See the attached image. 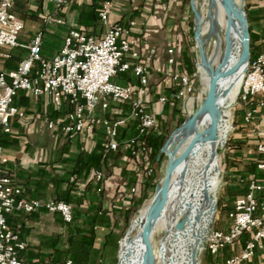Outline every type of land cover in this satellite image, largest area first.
Here are the masks:
<instances>
[{"label":"crops","instance_id":"0c3cea01","mask_svg":"<svg viewBox=\"0 0 264 264\" xmlns=\"http://www.w3.org/2000/svg\"><path fill=\"white\" fill-rule=\"evenodd\" d=\"M102 1L15 0L13 13L24 25L18 41L27 45L41 32V57L51 59L60 50L70 29L100 37L104 29L98 22L97 10ZM109 1L112 5L110 23H135L133 36L138 42L142 60L150 67L145 97L148 110L155 117L169 115V109L165 114L167 92L177 86L165 75L177 68L166 63V51L173 47L170 44L172 40H175V45L185 38L188 17L184 7L187 1ZM47 17L59 19L61 24L52 22L45 25ZM151 50L154 54L148 59ZM3 52L4 49L0 48V54ZM26 54L27 51L19 47L10 51L9 59L0 57V73L14 70ZM175 54L178 57L177 51ZM114 83L137 86V81L130 75L116 79ZM160 98L164 99L163 104L158 102ZM13 104L23 113V118H14L11 134L0 138V146L8 159L4 173L12 177L13 187L24 199L67 197L75 217L70 226H65L57 214L43 211L8 216L9 228L28 242V249L21 258L26 264H62L68 259L72 245L85 241L91 264L112 263L113 235L120 232L124 211L135 200L139 177L148 167L146 145L139 147L138 155L134 156L131 151L137 146L130 148L128 144L137 137L133 121L127 120L129 106L111 107L106 114L110 120L121 119L124 122L117 133V151L104 153L101 148L104 135L100 127L69 136L61 134L57 128L47 129L43 119L61 121L66 105L62 111H55L44 97H33L23 91L17 92ZM153 132L161 133L157 128ZM98 172L103 175L100 180L95 178ZM133 188L136 192L132 194ZM244 193L245 186L240 196ZM220 216L215 230L226 228L225 213ZM86 241H90V245ZM243 243L241 239L233 254L242 248ZM229 256L223 258L220 252L213 257L221 262ZM248 264H264V252H257Z\"/></svg>","mask_w":264,"mask_h":264},{"label":"built area","instance_id":"2783aa9c","mask_svg":"<svg viewBox=\"0 0 264 264\" xmlns=\"http://www.w3.org/2000/svg\"><path fill=\"white\" fill-rule=\"evenodd\" d=\"M15 0H0V57L7 60L10 51L23 48L26 56L16 68L0 73V133L12 132V120L23 118V113L13 104L18 91L33 97H44L55 111L66 105L64 117L59 122L44 118L47 129H58L61 134L76 135L91 132L96 127L103 131L101 148L104 153L116 152L117 133L123 120H110L106 114L111 107L129 104L127 120L136 123L137 137L128 144L132 155H138L143 145L142 137L155 129V114L148 110L145 99L150 78V67L142 60L138 42L133 36L135 23H110L112 5L109 0L100 2L97 19L103 34L95 37L77 29H70L63 38L58 53L51 59L41 57L42 33H37L27 45L18 41L23 30V22L13 13ZM61 24V20L47 17L44 24ZM264 29V28H263ZM151 50L147 58H151ZM166 63L176 65L177 57L173 48L166 51ZM37 65L35 73L33 67ZM131 72L138 84L135 87L112 82L118 74ZM166 78L177 86L174 97L183 99L192 91L190 78L176 71L166 73ZM236 104H248L243 114L246 125L257 122L259 131L255 143L256 173L251 174L245 183V193L236 198L226 216L225 230L211 229L205 239L204 250L217 256L223 249L233 250L241 238L247 240L242 248L213 264H248L257 252H264V50L255 54L247 63L242 76ZM160 104L164 99L160 98ZM8 159L0 146V264H26L21 254L28 249V242L11 230L7 217L16 213L32 214L43 211L57 214L64 224L73 221V206L49 197L43 200L24 199L20 191L13 187L12 177L4 173ZM150 169L145 173L149 174ZM102 173L95 174L100 180ZM141 178V175L140 177ZM133 188L131 193H135ZM64 264H70L67 260Z\"/></svg>","mask_w":264,"mask_h":264},{"label":"bare ground","instance_id":"6f19581e","mask_svg":"<svg viewBox=\"0 0 264 264\" xmlns=\"http://www.w3.org/2000/svg\"><path fill=\"white\" fill-rule=\"evenodd\" d=\"M213 1L211 14L215 23V36H213L215 40L212 44L214 51L211 56H205V61L210 64L212 69L219 65L225 51V33L227 31L228 57L224 70H228L240 62L244 15L238 6L239 0H232V5L236 7L238 14L232 16L231 24L228 26L221 0ZM207 3L209 4V0ZM193 7L199 14L195 24H200V39L203 40L209 29V21L206 20V15L205 17L201 16L195 0ZM195 48L198 63L197 72L200 83L204 87L197 110L199 114L191 126H187L184 122L179 133L169 137L162 150L166 157L165 167L169 162L178 159L195 137L200 136V138L187 157L174 167L163 208L152 225L150 239L155 229L161 227V231L156 233L160 235L158 244L154 249L156 264H191L190 253L195 246H197V254L201 251V244L206 239L210 229L216 205L215 193L219 175L218 159L216 157L215 160L211 161L212 146L205 132L210 120L207 112L201 108L209 84V74L203 68L196 43ZM245 69L246 62H242L235 72L218 80L216 91L218 95L217 105L220 109L221 105L231 102L238 94L237 90H239V83ZM222 114L218 131L219 141L216 144L217 150L224 144L230 126L229 114L225 111H222ZM190 116L192 115L190 114ZM162 178L163 176L158 185H160ZM206 194L210 197L207 204ZM157 198L158 194L155 192L152 201L142 208L138 216L131 221L119 243L117 264H140L143 254V224L152 203ZM180 221H183L182 226L177 229L176 225ZM132 234L134 235L131 239ZM172 244V249H170ZM132 257H135L133 262H131Z\"/></svg>","mask_w":264,"mask_h":264},{"label":"rangeland","instance_id":"374dc122","mask_svg":"<svg viewBox=\"0 0 264 264\" xmlns=\"http://www.w3.org/2000/svg\"><path fill=\"white\" fill-rule=\"evenodd\" d=\"M186 1L187 3L185 4L184 12L187 14L186 16L188 17V20L185 23V38L183 40H180L179 42H175V45V40H172L170 44L173 46L171 47L174 49V51H177L178 55L175 66L177 70L174 71H176L177 73L184 74L190 78L193 91L188 97L179 99V107L175 115H162L155 117L158 125L160 122L161 131H169L164 143L174 130L175 131L171 135L179 133L180 129L183 126L182 124L184 120L189 117L190 114L193 115V113L198 110V105L200 103V99L203 96L202 92L204 90L203 85L200 83L199 74L197 72V52L195 48V42L193 40V14L189 5L190 0ZM207 2L208 0H195L197 10L200 12L202 17H205L206 15V9L208 4ZM238 6L242 7L246 16L249 35V46L250 38H253V40H256L254 44L255 46H258L259 43H261L264 47V0H239ZM254 17H258L259 21H255ZM214 40L215 37H213L207 44L204 45V52L207 56H211L214 51L212 46ZM186 61H188V63L192 65V73L190 76L186 74L185 70L183 69V67L187 64ZM238 89L240 88L238 87ZM237 93L239 94V90H237ZM238 94H236L237 97L235 96V98L231 102L224 103L223 105H221L222 111H225L229 114L230 126L224 144L217 150L219 175L217 191L215 193L216 205L210 229H214L217 220L221 218L220 214L222 213L224 215L227 206L231 207L233 201L243 193V187L246 183V177L249 174L248 169L256 160L254 146L256 141L258 140L257 133L259 131V126L257 125L256 121L249 125L243 124V107L239 102L238 104H236ZM157 162L158 165L154 168L150 166L147 167V170H151L149 174H146L147 178H150L153 175H155V178L149 186V189L146 194V199L141 205L136 208L134 213L130 216L129 223L127 224V226L121 229V239L125 234L131 221L134 220L142 211L141 209L147 206L153 199V196L155 194V188L158 185L161 177L163 176L166 164V157L163 152L160 154V150L159 155L157 157ZM139 190L140 189L138 188L137 192L135 193V199L139 196ZM156 229L151 237V244L153 246V249H155L158 244L160 235L156 233L158 231H161V227H157ZM133 235L134 234H132L131 239ZM120 240L117 243L115 259L112 263L110 262L109 264H117V253ZM204 245L205 239L201 244V251L196 254V263L213 264L214 261L219 260L217 257L209 256L204 250ZM172 246L173 244L169 248L172 249ZM234 251L235 249H226L222 252V257L224 258L226 256H229L230 254H233ZM134 259L135 257H132L131 262H133ZM153 264H156V262L154 261Z\"/></svg>","mask_w":264,"mask_h":264},{"label":"water","instance_id":"95a60500","mask_svg":"<svg viewBox=\"0 0 264 264\" xmlns=\"http://www.w3.org/2000/svg\"><path fill=\"white\" fill-rule=\"evenodd\" d=\"M193 1L194 0H190V2H189L190 8H191V11L193 14V40L196 43L198 56H199L200 60L202 61L203 68L205 70H207L208 74H209V84H208L207 92H206V95L203 99L201 108H202V110L207 112V114L209 116V120H210L209 125L206 128L205 132L208 135V139H209L211 146H212L211 161H213L217 157L216 144L219 141L218 131H219L221 119L223 117L222 111L217 105V98H218L217 91H216L217 82L223 76L230 75L233 72H235L242 62H246V66H247V63H248L249 58H250V55H249V35H248L246 16H245V13H244L242 7H240V9L244 15V18H243V23H244L243 41H242V51H241L240 62L237 65L233 66L231 69L224 70V67H225L226 61H227V57H228V34L226 31V33H225V51L222 55V59H221L219 65L217 67H215V69H212L210 64L206 63V61H205L206 54L204 52V45L209 42L211 37L215 36V23L213 22L212 14H211V9L214 5V1L209 0V4H208V8H207V14H206V20L209 21V29H208L207 34L203 38V40L200 39V30H199L200 24H198V25L195 24V21H196L197 17L199 16V14L196 11V8L193 7ZM221 6H222V8L226 14L227 25L230 26L232 16L238 14V12L236 11V7H233L232 0H221ZM198 114H199V112L195 111L192 116L187 117L184 120L186 125L191 126L195 122ZM171 134L169 135V137L171 136ZM169 137H168V139H169ZM199 138H200V136L195 137L192 140V142L186 147V149L183 151V153L180 155V157L178 159H176L175 161H171L166 165L161 183H160V185H157L155 188V192H157L158 198L152 203V205L149 209V212L146 216L145 222L143 224V229H142L143 254H142L140 264H153L154 263L155 254H154V249H153V246L151 244V239H150V235H151V231H152V225L154 223L155 218L157 217V215L161 212V210L163 208L165 198H166V195L168 192V188L170 185V179L172 176V171H173L174 167L187 157V155L190 153V151L192 150L193 146L195 145V143L197 142V140ZM168 139L166 140V142L164 143V145L160 149V154L162 153V150H163L164 146L166 145ZM205 200H206V204L210 201V197L207 194L205 195ZM182 223H183V221H180L176 225V228L180 229L182 226ZM210 230L211 229H209L206 237L208 236ZM196 254H197V246H195L190 253L191 264H197L196 263Z\"/></svg>","mask_w":264,"mask_h":264},{"label":"trees","instance_id":"16d2710c","mask_svg":"<svg viewBox=\"0 0 264 264\" xmlns=\"http://www.w3.org/2000/svg\"><path fill=\"white\" fill-rule=\"evenodd\" d=\"M254 20L255 21H259L258 17H254ZM264 30V29H263ZM255 39L253 40V38H250V59L257 53L261 52L264 50V47L261 43H259L258 46H255ZM177 62V61H176ZM186 66L183 67V69L185 70L186 74H188L189 76L191 75L192 73V65L190 63H188V61H186ZM37 69V65H34L33 67V73H35ZM126 75H130L131 78H134L136 80L135 77H133V75L131 74V72H126V73H123V74H118L115 78L112 79V82H114L116 79H122L124 78ZM137 81V80H136ZM138 84V82H137ZM177 88L174 86L172 87L168 92H167V97H166V103H165V114L167 113L168 109L170 110V113L169 115L170 116H173L176 114V112L178 111V107H179V99H176L172 94H174L175 90ZM128 105V103H123L121 104V108L124 106V105ZM241 106L243 107L242 109V122H243V114H244V111L245 109L247 108L248 104H242L240 103ZM63 109V107H62ZM62 111V110H61ZM66 111V110H65ZM64 111V113H65ZM159 122V121H158ZM135 127H136V123L133 122ZM244 124V122H243ZM157 121H156V118H155V128L158 129V131H160L161 133L160 134H157V133H154L153 131H150L148 132L145 136L142 137L141 141L143 142V144L146 145V147L148 148V157H147V161H148V166L154 168L155 166L158 165V162H157V157L159 155V150L161 148V146L163 145L169 131H161V125H160V122H159V125L157 126ZM246 125V124H245ZM5 135V134H2L0 133V138ZM255 153V151H254ZM256 155V154H255ZM160 159H161V156H160ZM259 160V157L258 155H256V160L255 162L251 165V167L248 169V172L249 174L247 175L246 177V180L247 178L249 177V175H251L254 171H256V162ZM155 178V175H153L152 177H148L146 176V174L143 172V175L142 177L140 178V181L138 183V187H139V196L138 198H136L130 205V207H128L127 209H125L124 211V214L122 216V223H121V229L123 227H126L127 224L129 223V219H130V216L134 213V211L136 210V208L141 205L143 203V201L146 199V194H147V191L149 189V186L151 185V182L154 180ZM54 199L56 200H61V201H64L66 203H69L71 204L70 200L67 198V197H53ZM221 206V205H220ZM219 206V207H220ZM233 206V204H232ZM232 206L231 207H228L227 206V209L225 211V219H226V216H227V213L232 209ZM75 219L74 217V213H73V220ZM73 223V221H72ZM72 223L70 224H64L65 226H70ZM121 229H120V232L117 233V234H114L113 235V238H112V241H113V245H112V255H113V261L115 259V253H116V250H117V243L118 241L121 239ZM248 236L244 235L241 239L243 242H245L247 240ZM87 244L90 245V241H86ZM85 241H82L80 242L79 244H73L72 245V250L69 254V256L67 257L70 261V264H91L90 263V256H88V251L86 250L85 246ZM244 244V243H243ZM227 250H230L228 248H226ZM226 249H223L221 252H223L224 250ZM209 255V254H208ZM211 256V255H209ZM67 260L63 261L62 264H64Z\"/></svg>","mask_w":264,"mask_h":264}]
</instances>
